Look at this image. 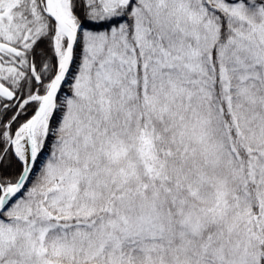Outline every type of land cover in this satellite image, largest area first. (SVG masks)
<instances>
[{"label":"snow or ice","instance_id":"snow-or-ice-1","mask_svg":"<svg viewBox=\"0 0 264 264\" xmlns=\"http://www.w3.org/2000/svg\"><path fill=\"white\" fill-rule=\"evenodd\" d=\"M0 264H264V0H0Z\"/></svg>","mask_w":264,"mask_h":264}]
</instances>
